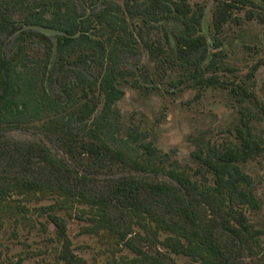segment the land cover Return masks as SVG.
Listing matches in <instances>:
<instances>
[{
    "label": "trees",
    "instance_id": "trees-1",
    "mask_svg": "<svg viewBox=\"0 0 264 264\" xmlns=\"http://www.w3.org/2000/svg\"><path fill=\"white\" fill-rule=\"evenodd\" d=\"M241 12L264 22V0H217L211 43L205 7L188 0H0V218L54 199L40 207L59 243L44 264H88L59 214L79 205L90 221L85 232L132 254L108 264H179L176 255L201 264H264V230L251 216L260 203L244 169L263 152L252 123L264 105L247 81L230 78L236 69L220 36L243 20ZM36 44L39 54L28 57ZM144 54L172 87L197 88L199 96L224 87L240 107L235 141L195 152V172L168 168L152 142L140 150L115 135L122 84L136 75L129 62ZM56 84L58 93H50ZM258 103L259 112L251 107ZM41 119L39 129L62 157L6 132Z\"/></svg>",
    "mask_w": 264,
    "mask_h": 264
},
{
    "label": "rangeland",
    "instance_id": "rangeland-1",
    "mask_svg": "<svg viewBox=\"0 0 264 264\" xmlns=\"http://www.w3.org/2000/svg\"><path fill=\"white\" fill-rule=\"evenodd\" d=\"M205 7L203 30L210 42L215 34L214 9L217 0H188ZM243 19L225 25L220 35L223 40V53L230 66L235 67L231 79L247 81L255 91L258 100L264 105V22L259 19L247 20L244 12L238 13ZM10 45L6 46L8 51ZM39 46L32 45L27 50L28 57H36ZM136 75L123 82L124 94L115 105L117 119L115 135L140 146L152 142L159 149V156L168 168L178 167L196 171L199 167L195 152H207L210 147L223 149L235 141V127L240 122V107L229 90L209 88L198 95L197 88L182 85L172 87L169 74L160 75L154 63L144 54L140 61L131 59ZM150 75V77L148 76ZM61 87L49 86L52 94ZM79 97V95H77ZM259 112L260 105L251 106ZM43 119L19 128L6 131L18 140H36L47 144L52 152L63 154L42 134L39 126ZM254 130L259 135L263 152L249 161L245 171L251 177L250 188L256 194L260 208L251 216L256 225L264 230V111L253 119ZM54 199L32 201L26 214H4L0 218V264H10L24 257V264H44L55 259L57 227L42 213L40 207L53 203ZM85 205L73 209L72 215L65 210L59 214L67 219L68 235L76 253L87 259L88 264H108L114 257L120 258L127 249L120 251L113 239L85 232L90 224L88 214L83 217ZM264 243V234H263ZM129 255H132L129 253ZM179 264H201L183 255L175 256Z\"/></svg>",
    "mask_w": 264,
    "mask_h": 264
},
{
    "label": "water",
    "instance_id": "water-1",
    "mask_svg": "<svg viewBox=\"0 0 264 264\" xmlns=\"http://www.w3.org/2000/svg\"><path fill=\"white\" fill-rule=\"evenodd\" d=\"M26 27L38 29V30L44 31V32H46L48 34H57V33H59L56 30H53V29H50V28H45V27H42V26L32 25V26H26Z\"/></svg>",
    "mask_w": 264,
    "mask_h": 264
}]
</instances>
